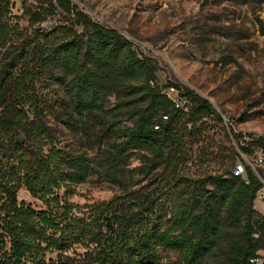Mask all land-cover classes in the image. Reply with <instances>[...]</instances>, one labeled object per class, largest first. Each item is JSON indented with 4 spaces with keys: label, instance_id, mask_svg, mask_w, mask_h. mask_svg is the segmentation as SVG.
<instances>
[{
    "label": "trees",
    "instance_id": "obj_1",
    "mask_svg": "<svg viewBox=\"0 0 264 264\" xmlns=\"http://www.w3.org/2000/svg\"><path fill=\"white\" fill-rule=\"evenodd\" d=\"M56 5L67 23L30 35L11 20V0H0V264H167L166 250L179 264H255L264 252V212L254 203L261 170L262 180L231 149L219 172L182 173L207 119L222 123L221 114L188 86L159 84L151 58L69 0L22 1L30 25ZM50 121L92 143L94 155L61 145ZM237 145L251 158L264 152V135ZM237 158L242 175L232 172ZM134 159L140 180L128 168ZM92 174L122 193L70 202L71 185ZM21 186L45 208L18 201ZM76 243L83 258L63 255Z\"/></svg>",
    "mask_w": 264,
    "mask_h": 264
},
{
    "label": "rangeland",
    "instance_id": "obj_2",
    "mask_svg": "<svg viewBox=\"0 0 264 264\" xmlns=\"http://www.w3.org/2000/svg\"><path fill=\"white\" fill-rule=\"evenodd\" d=\"M22 1L11 0V20L25 34L31 35L34 27L48 30L67 23L66 13L56 5L54 15L30 25ZM69 2L94 21L118 30L142 55L151 58L159 84L188 86L209 99L221 114L222 123L207 119L201 139L192 145L191 157L182 169L186 177L219 172L231 163V149L238 151L239 158L249 165L250 155L241 152L237 143L264 135V0ZM2 61L3 50L0 66ZM50 124L61 145L76 151L87 149L90 156L94 155L92 143L75 138L51 121ZM238 161L235 159L234 165ZM138 165L137 159L128 165L135 172L134 180L141 178L135 171ZM63 191L64 188L59 190ZM120 193L118 184L92 174L86 181L72 184L67 197L74 204L84 205L108 201ZM17 199L35 209L45 208L24 186L17 190ZM254 203L259 211H264V187ZM85 250L76 243L63 255L79 260ZM162 254L167 264H179L177 253L166 250ZM46 256L55 259L56 252H47Z\"/></svg>",
    "mask_w": 264,
    "mask_h": 264
},
{
    "label": "built area",
    "instance_id": "obj_3",
    "mask_svg": "<svg viewBox=\"0 0 264 264\" xmlns=\"http://www.w3.org/2000/svg\"><path fill=\"white\" fill-rule=\"evenodd\" d=\"M167 94L171 96L176 102V105H179V100L176 97V89L172 86L168 87ZM253 169L256 175L262 180L261 176L257 172L256 168H259L261 172L264 174V152L261 150H256L254 156L249 158L247 162ZM232 172L234 175H242L244 173V166L241 163H236L232 169ZM259 256L257 258H254L252 261L255 264H264V252L259 251Z\"/></svg>",
    "mask_w": 264,
    "mask_h": 264
},
{
    "label": "crops",
    "instance_id": "obj_4",
    "mask_svg": "<svg viewBox=\"0 0 264 264\" xmlns=\"http://www.w3.org/2000/svg\"><path fill=\"white\" fill-rule=\"evenodd\" d=\"M261 212H264V211H261Z\"/></svg>",
    "mask_w": 264,
    "mask_h": 264
}]
</instances>
